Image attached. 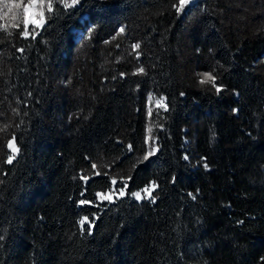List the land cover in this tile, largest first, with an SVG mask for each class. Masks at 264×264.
I'll return each instance as SVG.
<instances>
[{
  "label": "trees",
  "instance_id": "1",
  "mask_svg": "<svg viewBox=\"0 0 264 264\" xmlns=\"http://www.w3.org/2000/svg\"><path fill=\"white\" fill-rule=\"evenodd\" d=\"M31 1L0 0V264H264V0L51 1L38 31Z\"/></svg>",
  "mask_w": 264,
  "mask_h": 264
},
{
  "label": "snow or ice",
  "instance_id": "2",
  "mask_svg": "<svg viewBox=\"0 0 264 264\" xmlns=\"http://www.w3.org/2000/svg\"><path fill=\"white\" fill-rule=\"evenodd\" d=\"M76 0H73V3H75ZM189 3V0H179V5L175 6L177 11H181L185 5H187ZM7 7V5H6ZM12 7H20L19 4L16 5H12ZM33 8V4L29 3L25 8H24V13H25V28H27L29 23H35L37 26H39V24L41 23L40 20H33L29 18V11L30 9ZM35 15V14H33ZM121 31H123V29H121ZM26 34V33H25ZM133 49H137L139 48V44H134ZM140 72H143V69H139ZM211 81L213 83V86H215V77L213 75L210 74H205L204 79L201 80V83H206ZM217 92L220 91V88L216 89ZM7 147L11 150V152L13 153L12 155H9L7 157V162L8 163H12L13 159L15 158V154L19 151V149L16 147L15 144V137H13L12 139L8 140L7 143ZM129 148H131V145L129 146ZM154 154V150H150L145 156H144V160H148V158ZM185 159H187V157H185ZM93 169H95L97 166L95 164L92 165ZM205 167H207V164H205ZM99 174V173H97ZM82 180L87 181L88 177L87 176H81ZM130 179V177H129ZM113 185H115L117 182L115 180L112 181ZM157 185L153 182L151 185L145 187L144 189H142L141 191H137V192H131V195L133 197H135L137 200H141L142 198H147L149 200H151L153 203L155 202V197L153 196V192L155 191ZM127 189V183L125 182L119 189L118 191V196L116 198L122 197L124 195H126V190ZM143 193V196H142ZM83 195V194H82ZM191 195V193L189 194ZM96 198L98 200L104 201L107 200L109 202L113 201V193L109 192V193H103V192H97L96 193ZM194 198V197H193ZM81 205H85V204H89L90 201L88 200H80L79 202ZM78 224L80 225L81 231L83 232L84 226L87 224L88 228H89V234H91V227L92 224H94V221H90L88 217H83L78 221ZM0 239H3V237H0Z\"/></svg>",
  "mask_w": 264,
  "mask_h": 264
},
{
  "label": "rangeland",
  "instance_id": "3",
  "mask_svg": "<svg viewBox=\"0 0 264 264\" xmlns=\"http://www.w3.org/2000/svg\"><path fill=\"white\" fill-rule=\"evenodd\" d=\"M53 1H62L64 4L67 5H71L74 6L77 4V2L79 0H76L75 3H73V0H32L31 3L33 4V8L30 9L29 11V18L33 19V20H40L41 23L39 24V26H37L35 23H29L28 26L32 27L34 30H41L40 28L43 26V14H42V10L43 9H50V2ZM189 4H191V1L189 0V3L187 5H185L184 7L188 6ZM185 9L183 8L180 13H182ZM25 14V13H24ZM35 14V15H33ZM73 32L76 33V39L81 38L83 36V33L77 31L76 29H72ZM147 104H148V109H158V110H165L166 108V103L165 100L161 97L155 96V95H149V97L146 99ZM149 109V111H150ZM155 141H153V143L151 144V150H154V153L157 152L158 150L155 147ZM9 149V148H8ZM10 154L12 155L13 153L11 152V150L9 149ZM16 156V154H15ZM143 196V193H142ZM135 198V197H133ZM136 199V198H135ZM142 199H147V198H142ZM137 200V199H136ZM101 201V200H100ZM107 200L101 201V202H106Z\"/></svg>",
  "mask_w": 264,
  "mask_h": 264
},
{
  "label": "water",
  "instance_id": "4",
  "mask_svg": "<svg viewBox=\"0 0 264 264\" xmlns=\"http://www.w3.org/2000/svg\"><path fill=\"white\" fill-rule=\"evenodd\" d=\"M193 1H197V0H193Z\"/></svg>",
  "mask_w": 264,
  "mask_h": 264
}]
</instances>
